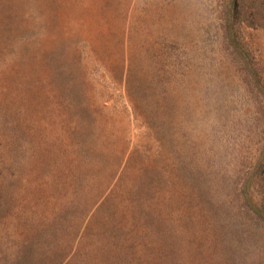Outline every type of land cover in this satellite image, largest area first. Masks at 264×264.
Segmentation results:
<instances>
[{"label": "rangeland", "instance_id": "rangeland-1", "mask_svg": "<svg viewBox=\"0 0 264 264\" xmlns=\"http://www.w3.org/2000/svg\"><path fill=\"white\" fill-rule=\"evenodd\" d=\"M0 264H264V0H0Z\"/></svg>", "mask_w": 264, "mask_h": 264}]
</instances>
